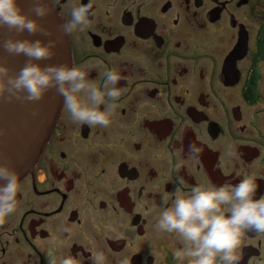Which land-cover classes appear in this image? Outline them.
<instances>
[{
  "label": "flooded vegetation",
  "instance_id": "obj_1",
  "mask_svg": "<svg viewBox=\"0 0 264 264\" xmlns=\"http://www.w3.org/2000/svg\"><path fill=\"white\" fill-rule=\"evenodd\" d=\"M88 2L53 0L63 22ZM94 9L67 35L70 66L92 65L97 86L106 69L126 77L118 107L109 127H89L63 102L0 225V264H47L53 238L58 258L76 264L93 251L106 264H180L178 236L156 228L160 194L178 175L185 194L248 175L264 195V0H95ZM193 142L199 156L188 153ZM238 252L239 264H264V236L245 233Z\"/></svg>",
  "mask_w": 264,
  "mask_h": 264
},
{
  "label": "clouds",
  "instance_id": "obj_2",
  "mask_svg": "<svg viewBox=\"0 0 264 264\" xmlns=\"http://www.w3.org/2000/svg\"><path fill=\"white\" fill-rule=\"evenodd\" d=\"M29 3L30 10L25 11L21 0H0V28L15 33L0 40V104L13 100L38 102L47 92L55 90L63 97L73 123L109 127L121 96L119 82L126 77L106 69L102 73V86H97L88 78L92 65L41 63L52 60L60 43L59 37L45 38L53 37L57 31L70 35L86 28L96 14L95 0L72 5L70 19L61 21L58 28L43 22V18L55 9L53 0H29ZM25 32L29 37L39 34L41 38H18ZM10 56H24L26 60L14 69L8 63ZM6 131L0 128V143ZM188 153L199 156L201 148L193 142L188 146ZM226 154L235 155L231 145ZM182 166L178 162L175 170L179 172ZM184 186V177L178 175L172 193L160 194L163 210L156 228L159 232L178 236L180 246L173 249V258L180 264H239L242 236L245 233L264 236V195L257 198L255 177L245 175L234 185L218 187H203L197 183L188 194L183 191ZM20 190V177L15 167L10 162L0 164V225L17 211ZM150 254H156L154 247ZM45 260L47 264H76L72 257L58 258L55 238L49 242ZM89 260L90 264H106L102 252L93 251ZM123 264H129L128 260Z\"/></svg>",
  "mask_w": 264,
  "mask_h": 264
},
{
  "label": "water",
  "instance_id": "obj_3",
  "mask_svg": "<svg viewBox=\"0 0 264 264\" xmlns=\"http://www.w3.org/2000/svg\"><path fill=\"white\" fill-rule=\"evenodd\" d=\"M25 11L30 10L29 0H21ZM43 22L53 28H58L61 20L54 11ZM7 28H0V40L7 38ZM60 38L56 46L55 55L50 61L41 63H67L70 65V50L67 35L55 32L53 37L45 39ZM18 38L39 39V34L29 37L28 33L21 34ZM247 36H241L238 48H247ZM7 55V54H5ZM26 60L24 56H10L8 63L14 69L21 67ZM63 97L51 90L38 102L8 101L0 104V128L6 129L3 142L0 143V164L10 162L18 171L20 179L33 167L34 162L40 154L45 142L54 126L58 114L63 105Z\"/></svg>",
  "mask_w": 264,
  "mask_h": 264
}]
</instances>
